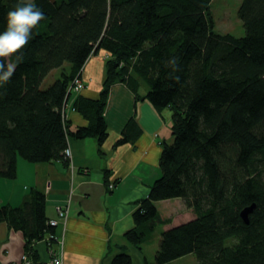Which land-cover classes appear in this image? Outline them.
Listing matches in <instances>:
<instances>
[{
	"label": "trees",
	"instance_id": "obj_1",
	"mask_svg": "<svg viewBox=\"0 0 264 264\" xmlns=\"http://www.w3.org/2000/svg\"><path fill=\"white\" fill-rule=\"evenodd\" d=\"M18 2L0 0V32ZM34 2L44 19L21 50L0 58L15 65L10 79L0 81V178L17 176L19 157L64 159L70 137L93 136L102 144L110 87L125 82L138 97L142 83L144 98L170 107L173 141L164 142L161 174L138 201L136 225L125 235L142 248L158 224L170 222L157 200L178 196L194 216L161 230L156 264L191 253L197 264H264V0H242L244 35L217 31L212 0ZM101 49L108 57L100 95L77 94L73 106L88 123L72 127L65 104L78 91L69 88ZM138 134L133 117L115 145ZM251 204L246 222L241 212ZM46 208L37 187L21 205L0 206V222L22 231L35 263L36 241L47 232L55 241ZM113 258L112 264H133L126 250Z\"/></svg>",
	"mask_w": 264,
	"mask_h": 264
},
{
	"label": "crops",
	"instance_id": "obj_2",
	"mask_svg": "<svg viewBox=\"0 0 264 264\" xmlns=\"http://www.w3.org/2000/svg\"><path fill=\"white\" fill-rule=\"evenodd\" d=\"M107 57L108 53L101 49L86 59L82 69V80L86 85L81 91L72 93L65 104V115L72 127L88 123L73 106L74 100L78 93L99 97ZM138 92L140 96L137 97V92L124 82L112 84L105 111L109 135L102 144L93 136L70 137L72 151L68 160L32 163L19 157L17 176L0 178V206L21 205L34 187L46 195L49 218L59 217V206L69 205L67 217H60L55 226V241L49 242V232L36 241L35 264L47 260L51 248L66 264H112L114 255L125 250L133 257V264L135 258L137 264H156L154 255L160 232L157 231L152 238L154 242L151 241L155 248L152 259L125 234L136 225L133 211L138 201L148 195L155 178L161 174L159 161L163 144L173 141L172 113L170 107L158 109L144 98L145 86L139 87ZM133 117L139 134L134 140L115 145L120 132ZM112 182L114 186L110 187ZM157 206L162 217L170 219L162 229L194 216L191 208L178 196L159 199ZM25 252L22 231L2 220L0 264H23Z\"/></svg>",
	"mask_w": 264,
	"mask_h": 264
},
{
	"label": "clouds",
	"instance_id": "obj_3",
	"mask_svg": "<svg viewBox=\"0 0 264 264\" xmlns=\"http://www.w3.org/2000/svg\"><path fill=\"white\" fill-rule=\"evenodd\" d=\"M44 19L43 12L34 0H19L14 10L7 13V27L0 32V58L21 50L31 35V30ZM171 63L175 64L173 59ZM15 72L14 64L0 60V81L7 82Z\"/></svg>",
	"mask_w": 264,
	"mask_h": 264
},
{
	"label": "rangeland",
	"instance_id": "obj_4",
	"mask_svg": "<svg viewBox=\"0 0 264 264\" xmlns=\"http://www.w3.org/2000/svg\"><path fill=\"white\" fill-rule=\"evenodd\" d=\"M241 3H242V0H212L211 6H210V12L212 13V16H214V23L216 25L215 28L217 29V31L221 33L231 32L235 35L245 34L244 25H243V22L241 21L239 11H238ZM60 74L61 73H59V75ZM144 85L141 83L140 86H144ZM82 89L83 88L79 89V91H81ZM70 156L71 154L69 156L64 157V159L68 160ZM68 206L69 205L67 204V206H62V207L67 208ZM57 211L59 212L58 209ZM162 225L163 224L161 223L158 224L155 231L152 233L153 235L150 238L151 240L150 239L147 240L145 243L142 244L143 247L139 248L140 251L141 250L143 251L144 249L145 255L149 256V259H152V255L155 252V248L151 244V241L153 240L152 242H154L155 239H152V238H154V235L155 233H157V231L161 232ZM135 255H138V254L136 253L134 254V256ZM137 261L138 259L135 258L134 263L137 264ZM149 261L151 262V260ZM197 262H198L197 255L194 253H191V254H188V256L180 257V259H174L172 261H169V263H166V264H197Z\"/></svg>",
	"mask_w": 264,
	"mask_h": 264
},
{
	"label": "built area",
	"instance_id": "obj_5",
	"mask_svg": "<svg viewBox=\"0 0 264 264\" xmlns=\"http://www.w3.org/2000/svg\"><path fill=\"white\" fill-rule=\"evenodd\" d=\"M84 87H85V83H83L82 78L76 77V78H74L72 85L70 86L69 89L79 91V89L84 88ZM65 150H66L65 155L69 156L71 154L70 147L66 148ZM112 186H114L113 182L110 184V187H112ZM68 209H69V206L67 208L59 206L58 207V210H59L58 216L59 217L50 219V223L52 225H57L58 221L60 220V217L65 219L67 217V214H68ZM50 246L53 247V245H51V244H50ZM50 250H51L50 256L48 257L47 260H44V262L42 264H66L65 261L61 259L60 255H58L56 253V250H54L53 248H51ZM22 263L23 264H35L32 257L29 255V253L27 251L22 256Z\"/></svg>",
	"mask_w": 264,
	"mask_h": 264
},
{
	"label": "water",
	"instance_id": "obj_6",
	"mask_svg": "<svg viewBox=\"0 0 264 264\" xmlns=\"http://www.w3.org/2000/svg\"><path fill=\"white\" fill-rule=\"evenodd\" d=\"M255 204L247 205L244 207V209L241 212V216L243 219H245L246 222H249V214L254 211ZM56 226V225H54Z\"/></svg>",
	"mask_w": 264,
	"mask_h": 264
}]
</instances>
